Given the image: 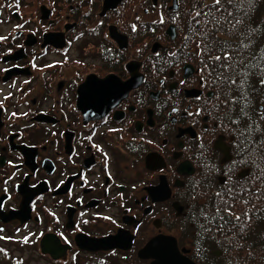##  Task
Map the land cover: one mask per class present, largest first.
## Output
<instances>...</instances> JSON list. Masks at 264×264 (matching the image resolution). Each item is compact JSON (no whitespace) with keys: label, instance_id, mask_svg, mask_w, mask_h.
Here are the masks:
<instances>
[{"label":"flooded vegetation","instance_id":"1","mask_svg":"<svg viewBox=\"0 0 264 264\" xmlns=\"http://www.w3.org/2000/svg\"><path fill=\"white\" fill-rule=\"evenodd\" d=\"M152 4L0 0V37H7L0 40V236L19 242L28 237L24 244L37 245L41 254L61 264H68L69 256L127 253L138 235L144 242L137 250L157 235L172 236L179 247H188L194 236L182 226L188 213V181L202 179L195 160L188 161L197 137L203 135L211 162L222 170L232 163L222 149L233 159L235 153L227 132L204 133L205 126L213 127L205 112L170 118V104L156 107L166 96L149 74L147 58L180 40L176 36L173 44L167 35L171 24L158 26L155 34L149 31L157 19ZM165 15L167 19L170 9ZM132 23L137 33H131ZM137 48L142 51L137 53ZM198 67L189 58L179 69L168 70L177 75L166 82L167 95L171 84L186 80L179 98L174 97L181 112L189 106L195 113L201 106L196 97L207 95L200 87ZM140 92L143 107L137 103ZM155 93L161 94L159 100L153 98ZM147 139L154 143H144ZM217 141L222 148L216 147ZM186 161L190 168L177 170ZM244 170L241 165L232 178L239 181ZM208 179L220 187V175ZM61 233L70 243H64ZM79 236H119L121 245L131 238L132 246L89 252L76 244ZM53 241L58 245L53 247ZM42 244L49 253L42 252Z\"/></svg>","mask_w":264,"mask_h":264},{"label":"snow or ice","instance_id":"2","mask_svg":"<svg viewBox=\"0 0 264 264\" xmlns=\"http://www.w3.org/2000/svg\"><path fill=\"white\" fill-rule=\"evenodd\" d=\"M91 2L92 0H89V3ZM182 3L184 11L181 10ZM166 8L170 9L167 19ZM152 9L157 19L151 21L153 27L149 31L155 34L158 26L174 25L169 28L173 44L176 41L177 31L183 33L179 44H176L174 48L167 46L161 51L153 50L147 58L151 65L149 74L156 78L166 96L156 107L160 109L170 104L168 113L170 118L180 116L183 119L184 116H200L201 112H205L213 127L210 130L205 126L204 133L227 132L232 140V151L235 153V159H233L228 155L227 149H222L225 151L226 159L232 161L226 170H222L211 162L210 145L204 142L203 135L197 137L195 152L188 161L195 160L202 179L197 180L192 177L188 181V213L182 221L183 231L187 233L188 225H195L191 234H194L197 241L208 235L220 245L217 254L227 256L224 264H233V261H236V264L241 262L249 264L256 259L253 253L258 248L261 262L264 264V227H262L264 203L253 202L254 200L264 201V187H255L257 183L264 185V99L256 103L257 93L264 96V20L257 19L254 14L258 10L257 0H211V3L207 0H173L170 5L153 0ZM144 11L147 13L148 9ZM139 19L140 17L137 16L136 20ZM99 23L103 25L104 21L101 20ZM18 27L21 26L18 25ZM129 27L131 33L138 32L136 23H132ZM4 39L7 37H0V40ZM106 50L111 51L110 48ZM141 51V48L136 49L137 53ZM189 58L197 60L200 87L207 93V95L201 93L196 97L201 101V106L195 113L189 106H185L181 112L178 99H174V97L179 98V88L185 85V79L178 81L179 87L177 83L171 84V95H167V90L164 88L169 77L177 75L176 71L168 70L179 69L180 65L186 64ZM2 70L8 71L7 68ZM184 71L190 72L188 67H185ZM165 72H168V75H164ZM144 83L148 84V81L145 80ZM138 94L142 99L137 103L143 107L144 93ZM160 95L155 93L153 98L159 100ZM171 123L176 124L177 120L171 119ZM86 139L91 140L92 137L89 136ZM144 143L150 145L154 141L147 139ZM93 147L97 151H103L99 145L94 144ZM216 147L222 148L221 141L216 142ZM104 155L107 161V154ZM188 161L177 170L190 168ZM9 164L11 165V161ZM241 165L245 166V170L240 173L241 178L249 177L251 185L247 181L244 183L233 181L232 177ZM213 174L221 176L219 188H215L214 183L208 179ZM237 204L244 206L242 214L234 211ZM0 207L3 205L0 204ZM254 216L257 219L254 220ZM104 219L111 220L113 224L116 223L111 217L106 216ZM0 231L3 230L0 229ZM136 231H139V225ZM217 233L227 241V246L216 238ZM60 235L65 244L70 243L62 233ZM28 242L29 238L25 237L24 243ZM58 243L53 241V247ZM158 251L160 255L157 264H177V261L172 259L176 255L172 249L159 246ZM204 253L201 255V248L197 247L196 259L208 262L207 249H204ZM232 253H235V256Z\"/></svg>","mask_w":264,"mask_h":264},{"label":"rangeland","instance_id":"3","mask_svg":"<svg viewBox=\"0 0 264 264\" xmlns=\"http://www.w3.org/2000/svg\"><path fill=\"white\" fill-rule=\"evenodd\" d=\"M210 1L211 0H207V2ZM137 240L134 249H131L127 253L115 252L114 254H97L95 256H85L83 258L70 257L68 254V264H103V261H105V264H148V261H141L136 258L135 252L138 248L137 245L144 242L141 235L137 236ZM0 249H3V251H0V264H18V262L19 264H61L41 254L37 245L10 241L6 237L0 239Z\"/></svg>","mask_w":264,"mask_h":264},{"label":"water","instance_id":"4","mask_svg":"<svg viewBox=\"0 0 264 264\" xmlns=\"http://www.w3.org/2000/svg\"><path fill=\"white\" fill-rule=\"evenodd\" d=\"M167 32L168 34H170L169 29L167 30ZM10 218H14V216L9 217L8 219ZM120 242L121 240L119 236H114V238H103V239H93L86 236L85 238H83L82 236L76 238V244L81 249H85L88 251L108 250L112 248L128 249L131 246V238L128 239L127 245H121ZM159 246L172 249L176 254L172 259L177 261V264H196L195 262H193L192 260H190L188 257L185 256V254L188 253L189 250L185 248L179 250L175 238L170 236H162V235L155 236L150 240H148L147 243L138 250L137 252L138 258L150 259L149 264H157V259L158 256L160 255L158 251Z\"/></svg>","mask_w":264,"mask_h":264},{"label":"trees","instance_id":"5","mask_svg":"<svg viewBox=\"0 0 264 264\" xmlns=\"http://www.w3.org/2000/svg\"><path fill=\"white\" fill-rule=\"evenodd\" d=\"M208 3H211V2H208ZM257 11L254 13L257 17V19L259 20H264V0H257ZM181 10L184 11V6H183V3L181 4ZM183 35V33H180L178 31V39L180 40V37ZM193 59L194 62H196V64H198L197 60L194 59V58H191ZM199 65V64H198ZM261 99H264V96H261L259 93H257L256 95V103L258 104L259 101ZM233 181H238L237 179H234L232 178ZM245 181H247V183L249 185H251V179L249 177H244V178H241L239 180L240 183H244ZM256 188H260V187H264V185H261L260 183H257L255 185ZM254 203H257V204H261V203H264V201H253ZM250 207V206H249ZM234 211L237 213V214H242V212L244 211V206L243 205H240V204H237L236 208L234 209ZM253 219H257L256 216L253 217ZM195 227V225H190V227L188 226V231H189V235H191V231L192 229ZM262 227H264V225H262ZM218 240H221L222 243L227 246V241L226 240H223V238L220 236L219 233H217V237H216ZM189 244L190 246L192 247L193 249V254H192V258L195 259V261L198 263V264H209V262H211V264H224V260L227 259V256L226 255H215L213 254V251H216L220 248V245L217 244L215 241H213L208 235H205L203 237L202 240L200 241H197V239L195 238V236L191 237L190 238V241H189ZM197 247H200L201 248V255H204V249H207V254H208V262L204 261V260H198L196 259V250H197ZM195 252V253H194ZM233 256H235V253H232ZM241 255H244L243 253H241ZM253 255L256 256V259L255 260H252L249 262V264H262L261 262V258H260V255H259V248L257 249L256 252L253 253ZM237 260H239V257H237ZM103 264H105V261L102 262ZM233 264H236V261H233ZM241 264H243V262H241Z\"/></svg>","mask_w":264,"mask_h":264}]
</instances>
